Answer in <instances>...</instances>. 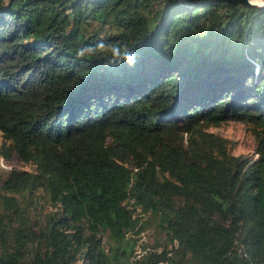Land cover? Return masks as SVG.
<instances>
[{
	"label": "trees",
	"instance_id": "obj_1",
	"mask_svg": "<svg viewBox=\"0 0 264 264\" xmlns=\"http://www.w3.org/2000/svg\"><path fill=\"white\" fill-rule=\"evenodd\" d=\"M0 0V264H264V9ZM103 40L134 65L77 59ZM251 125L254 155L210 123ZM166 238L131 260L139 217ZM134 256V255H133Z\"/></svg>",
	"mask_w": 264,
	"mask_h": 264
},
{
	"label": "rangeland",
	"instance_id": "obj_2",
	"mask_svg": "<svg viewBox=\"0 0 264 264\" xmlns=\"http://www.w3.org/2000/svg\"><path fill=\"white\" fill-rule=\"evenodd\" d=\"M207 130L224 137L228 150L232 154H244L255 157V138L251 130V125L248 122L233 120L221 121L218 123L213 122L207 126ZM12 167L26 168L16 156H12L8 160H4L0 157V172L6 171ZM138 222L141 226V231L138 233L129 231L127 233V236L136 240L131 254V260L141 255L144 251L143 248H145V250L155 246L159 248L166 242V238L163 233H161L154 216L145 214L139 217Z\"/></svg>",
	"mask_w": 264,
	"mask_h": 264
},
{
	"label": "clouds",
	"instance_id": "obj_3",
	"mask_svg": "<svg viewBox=\"0 0 264 264\" xmlns=\"http://www.w3.org/2000/svg\"><path fill=\"white\" fill-rule=\"evenodd\" d=\"M253 5L264 6V0H249ZM75 56L77 59H100L106 61V66L117 65L121 62L134 65L135 54L127 48L118 44H106L103 40H98L94 44H86L77 49Z\"/></svg>",
	"mask_w": 264,
	"mask_h": 264
},
{
	"label": "water",
	"instance_id": "obj_4",
	"mask_svg": "<svg viewBox=\"0 0 264 264\" xmlns=\"http://www.w3.org/2000/svg\"><path fill=\"white\" fill-rule=\"evenodd\" d=\"M222 1H227L229 3H232V4H242V5H246V6H251V5H248L247 4V1L246 0H222ZM258 8H263L264 9V6H260V5H254Z\"/></svg>",
	"mask_w": 264,
	"mask_h": 264
},
{
	"label": "bare ground",
	"instance_id": "obj_5",
	"mask_svg": "<svg viewBox=\"0 0 264 264\" xmlns=\"http://www.w3.org/2000/svg\"><path fill=\"white\" fill-rule=\"evenodd\" d=\"M247 1V4H251V3H249V0H246Z\"/></svg>",
	"mask_w": 264,
	"mask_h": 264
}]
</instances>
